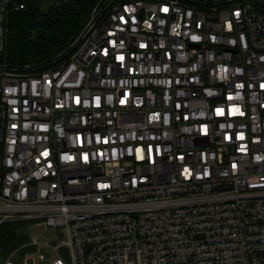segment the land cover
Instances as JSON below:
<instances>
[{"label":"built area","instance_id":"built-area-1","mask_svg":"<svg viewBox=\"0 0 264 264\" xmlns=\"http://www.w3.org/2000/svg\"><path fill=\"white\" fill-rule=\"evenodd\" d=\"M86 1L38 67L0 0V224L60 227L49 264H264V0Z\"/></svg>","mask_w":264,"mask_h":264},{"label":"trees","instance_id":"trees-1","mask_svg":"<svg viewBox=\"0 0 264 264\" xmlns=\"http://www.w3.org/2000/svg\"><path fill=\"white\" fill-rule=\"evenodd\" d=\"M22 1L25 8L10 15L7 60L11 65L33 63L41 67L68 46L90 4L86 0H65L60 5L52 4V0ZM28 223L12 221L0 224V264L12 250L29 240L26 233Z\"/></svg>","mask_w":264,"mask_h":264},{"label":"rangeland","instance_id":"rangeland-1","mask_svg":"<svg viewBox=\"0 0 264 264\" xmlns=\"http://www.w3.org/2000/svg\"><path fill=\"white\" fill-rule=\"evenodd\" d=\"M46 10V7H43ZM61 228L55 226H48L38 221H29L26 233L30 241H37L38 245L33 247V251H29L22 261L16 264H49V261L57 254L51 252L44 247L45 242L59 243L63 239ZM69 264V263H68Z\"/></svg>","mask_w":264,"mask_h":264},{"label":"snow or ice","instance_id":"snow-or-ice-1","mask_svg":"<svg viewBox=\"0 0 264 264\" xmlns=\"http://www.w3.org/2000/svg\"><path fill=\"white\" fill-rule=\"evenodd\" d=\"M164 11L167 12L168 9L167 8H164ZM194 39H199V38L198 37H195ZM119 59H123V57H119ZM262 87H264V85H262ZM122 103H123V101H122ZM217 113L218 114H223V110L222 109H217ZM44 155H47V153H44ZM68 158H71V157H68ZM85 159H87V156L86 155H85Z\"/></svg>","mask_w":264,"mask_h":264}]
</instances>
